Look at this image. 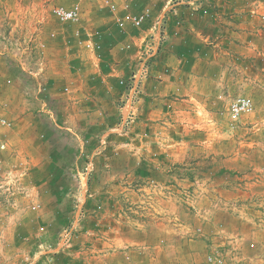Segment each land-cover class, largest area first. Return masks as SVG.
<instances>
[{
  "label": "crops",
  "instance_id": "obj_1",
  "mask_svg": "<svg viewBox=\"0 0 264 264\" xmlns=\"http://www.w3.org/2000/svg\"><path fill=\"white\" fill-rule=\"evenodd\" d=\"M72 1L0 0L9 37L0 42V115L12 123L0 144L22 154L34 210L26 223L2 228V243L14 247L10 262L212 264V253L223 264H264L260 253L232 244L236 234L260 243L264 229L226 207L252 185L234 175L242 146L221 113L247 83L252 117L264 119V0H205L197 10L193 0L176 1L138 117L122 135L113 129L120 81L135 69L165 0H112L115 14L102 0H82L77 23L55 20L51 8ZM146 6L151 16L141 27L118 23ZM92 33L95 50L83 45ZM86 166L93 171L78 191L81 223L61 246L75 196L68 185ZM260 183L250 192L264 199V176Z\"/></svg>",
  "mask_w": 264,
  "mask_h": 264
},
{
  "label": "rangeland",
  "instance_id": "obj_2",
  "mask_svg": "<svg viewBox=\"0 0 264 264\" xmlns=\"http://www.w3.org/2000/svg\"><path fill=\"white\" fill-rule=\"evenodd\" d=\"M59 4L67 6L65 5V3ZM21 71H18V73H23V71ZM39 76L40 78H44L43 74L38 75V78ZM42 90L43 86H41V90L39 91L40 94H43L44 92L46 93V90ZM249 92V84H242L240 93L235 94L234 96L229 98V100L225 102L224 108L221 111V113H223L222 115L225 116V121L227 122L225 125L228 127L229 122H231L234 128L238 130L236 141H239L242 146L240 151L242 159L240 161L241 165L238 170L234 172V175L239 179L241 177L243 178L242 181H240L241 184L246 182V186L252 185L251 189L246 187L249 192L248 196L240 200L239 203L229 204L226 207L229 212L233 213L234 216H239L241 220L244 218L247 223H255V225L260 226L264 229V199L261 195H251L250 192L255 191L256 188H258L257 186H260L262 184L260 183V181L264 176V119L259 120L252 117V115L254 114L253 104L252 110L249 113H243L235 122L231 121L227 114L229 102L232 101L235 97L252 98ZM261 103L262 107H264L263 101H261ZM7 129L8 128L0 127V138L2 137V133ZM224 142L225 144H227L229 140L225 139ZM2 144L4 143H1L0 146ZM21 159L22 154H18V152L14 150H8L7 148H5V146L2 149L0 148V264H12L10 262L12 261L11 258L8 257L14 254V247L3 244L1 241V232L3 231L2 228H4V226H18V223H21L20 225L26 223L27 220L29 221V219L31 218L29 215L31 214L30 212L34 211L31 208L32 203L29 199L31 197L30 192L32 183L26 180V170L25 168H22L21 165H19V162L22 161ZM75 181L74 183L68 185L69 187H71L70 195L75 196L73 197V206L71 209L72 213L69 215V222L66 226L70 225V223L74 224V226H79L84 212L82 208L84 209L85 203L83 202V200L79 199L78 191L81 190V188L85 189L87 185L85 184V182L79 183L77 175ZM190 200L191 198L188 199V201ZM82 202L83 207L81 206V209H78L77 206ZM214 204L216 207L219 206V203H213V205ZM237 204L243 205L244 209L241 210L237 208ZM77 210L79 211L78 215H76ZM77 219L78 221L74 223V221ZM29 224H26V226H30ZM217 225L218 224H215V226ZM250 243L253 244L252 247H250ZM232 244H235L233 245L234 247L236 245H245L248 249L252 250V254L260 253V255H263L261 259H264V241H261L259 243L254 238H252V240H249L242 234H236L232 238ZM234 247L233 251H237L240 253L239 248L234 249ZM228 248L229 249L227 250H230V246ZM210 255L216 256L212 253H209L207 257ZM221 256L218 257L222 260V263L220 264H223L224 259ZM210 263L213 264V262ZM235 263L240 264L239 262Z\"/></svg>",
  "mask_w": 264,
  "mask_h": 264
},
{
  "label": "built area",
  "instance_id": "obj_3",
  "mask_svg": "<svg viewBox=\"0 0 264 264\" xmlns=\"http://www.w3.org/2000/svg\"><path fill=\"white\" fill-rule=\"evenodd\" d=\"M81 1L75 0L71 6L64 5H54L51 8V14L55 19H57L60 23H76L80 20L81 16ZM184 2V0H165L164 8L159 18L155 21V24L150 28L149 33L146 36V39L142 43V47L137 55V64L135 69L130 73L128 79L121 80L120 84L123 87L122 95L119 98L118 102H116L119 109V119L117 120L114 126V132L117 134H126L131 126L135 123L138 113L140 110V95L142 93V86L147 79L148 71L150 68V62L157 54L159 47L161 46V42H163L166 33L165 20L167 17L168 11L174 8L175 2ZM188 1V0H187ZM205 0H193L194 9H200L201 4ZM102 6L107 8L109 12L112 14L116 13L117 6L112 0H102ZM151 16V10L149 7H144L139 13L132 14L126 12L119 20L118 23L122 26L128 23L134 27H141L142 24L149 19ZM96 33H92L90 35L91 38L84 41L83 45L87 49L95 50L98 48V45L92 40V36ZM55 34L51 33L50 37H54ZM8 34L4 31L0 30V42L8 43L9 41ZM43 47V45H41ZM43 89L42 91H44ZM250 98L248 97H235L232 101L229 102V106L227 108V114L231 121H237L243 113H249L252 110V103L250 102ZM12 123L6 117L0 115V127L10 128ZM4 145L2 144L0 148L2 149ZM92 168L90 166H86L82 168L78 173V181L79 183H84L87 185L92 174ZM82 203H79L77 206L78 209H81ZM83 207V206H82ZM83 210V208H82ZM78 210L76 211V215H78ZM82 212V211H81ZM78 221L75 220L74 223ZM69 227L64 230L62 233L58 243L63 244L68 243L69 238L71 236V226L74 224L70 223ZM253 244L250 243V247ZM208 262H213L216 264L222 263V260L218 256H208Z\"/></svg>",
  "mask_w": 264,
  "mask_h": 264
}]
</instances>
